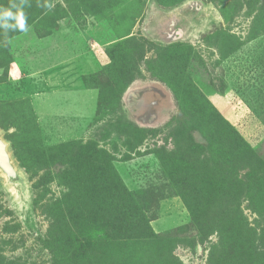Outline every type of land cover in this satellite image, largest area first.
Instances as JSON below:
<instances>
[{"label":"rangeland","instance_id":"rangeland-1","mask_svg":"<svg viewBox=\"0 0 264 264\" xmlns=\"http://www.w3.org/2000/svg\"><path fill=\"white\" fill-rule=\"evenodd\" d=\"M23 11L0 29L23 179L0 173V264H264V0Z\"/></svg>","mask_w":264,"mask_h":264},{"label":"clouds","instance_id":"clouds-1","mask_svg":"<svg viewBox=\"0 0 264 264\" xmlns=\"http://www.w3.org/2000/svg\"><path fill=\"white\" fill-rule=\"evenodd\" d=\"M26 2L27 0H21L19 5L12 3L8 8H0V29H3L5 32L10 30L15 31L17 29L22 32L28 30L25 13L23 11Z\"/></svg>","mask_w":264,"mask_h":264},{"label":"water","instance_id":"water-1","mask_svg":"<svg viewBox=\"0 0 264 264\" xmlns=\"http://www.w3.org/2000/svg\"><path fill=\"white\" fill-rule=\"evenodd\" d=\"M0 172L4 175L5 179L12 185L23 184V179L12 163L10 154L7 149V144L3 140L0 131Z\"/></svg>","mask_w":264,"mask_h":264},{"label":"bare ground","instance_id":"bare-ground-1","mask_svg":"<svg viewBox=\"0 0 264 264\" xmlns=\"http://www.w3.org/2000/svg\"><path fill=\"white\" fill-rule=\"evenodd\" d=\"M1 173V172H0ZM2 174V173H1ZM20 174V173H19ZM3 175V174H2ZM21 175V174H20ZM3 177H4V175H3ZM5 178V177H4Z\"/></svg>","mask_w":264,"mask_h":264}]
</instances>
